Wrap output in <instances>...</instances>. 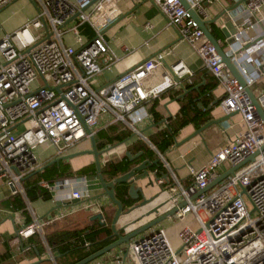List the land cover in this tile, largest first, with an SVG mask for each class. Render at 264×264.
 Instances as JSON below:
<instances>
[{
    "label": "built area",
    "instance_id": "2783aa9c",
    "mask_svg": "<svg viewBox=\"0 0 264 264\" xmlns=\"http://www.w3.org/2000/svg\"><path fill=\"white\" fill-rule=\"evenodd\" d=\"M13 1L0 0V11ZM28 1L36 11L31 19L10 33L2 32L0 25V182L14 189L12 194L23 196L22 181L41 168L36 156L39 146L50 145L55 158L62 157L81 140L95 136L100 124H124L141 136L127 116L167 89L191 84L193 78L182 62L162 71L163 57L156 55L94 88L92 79L119 61L103 38L119 15L115 1ZM149 1L214 77L224 92L219 103L222 112L237 114L243 129L216 150L205 166L190 168L187 185L180 182L164 155L155 151L167 174L160 192L164 213L177 209L165 220L167 225L133 239L110 264H123V254L128 251L134 264H264V124L243 87L179 0ZM213 1L186 0L204 21L208 18L204 5ZM231 1L244 2L237 12L246 16H230L233 42L228 44L226 38L222 49L234 65L242 61L254 65L257 76L244 77L251 89L264 76V37H250L248 32L260 24L264 0ZM83 24L93 33L88 41L78 31ZM156 71L162 72L160 82L145 87V80ZM254 95L264 111V90ZM249 156H253L251 161L217 182L223 165L229 171ZM38 185L50 193L52 202L62 197H88L85 176L40 181ZM16 235L21 240L38 235L46 258L56 264L40 221L33 218ZM89 264L102 263L96 259Z\"/></svg>",
    "mask_w": 264,
    "mask_h": 264
},
{
    "label": "crops",
    "instance_id": "0c3cea01",
    "mask_svg": "<svg viewBox=\"0 0 264 264\" xmlns=\"http://www.w3.org/2000/svg\"><path fill=\"white\" fill-rule=\"evenodd\" d=\"M114 1L119 10V15L115 22L105 30L103 38L110 53L119 61L109 70H105L93 78L95 88L105 86L141 62L156 55H162L163 57L162 71L169 66L182 62L193 72V78L191 84L185 83L183 88L171 87L162 92L157 98L142 103L127 116V122L138 130L141 136L134 134L130 127L124 124L118 123L110 126L100 124L96 129V133L103 130L108 137L128 133L123 139L104 145L103 149L97 150L102 152L99 156L101 168L109 162L121 161L126 157V153L134 156V152L131 151L138 143L144 144L151 151V157L144 155L142 151L138 152L137 154H142L138 157H141V159L136 165L144 161L153 162L158 160L155 152H158V150L151 141L154 138L156 139L157 134L160 132L166 134V140H171L170 146L163 153L164 158L180 182L187 185L190 182L188 175L190 168L197 170L205 166L216 150L227 145L237 133L242 131L243 126L240 117L237 114L227 116L222 112L219 106L224 94L222 88L217 84L214 77L203 68L201 60L191 46L182 40L175 30L166 26L164 18L149 0ZM8 7L13 10L7 11ZM17 7L18 4L13 1L6 9L0 11L2 32L10 33L16 30L35 15V13H28L20 19L15 17L12 19V12ZM232 7H235V9L231 13L228 12ZM204 8L208 17L205 21L216 20L215 23L209 25V30L211 27L217 29L221 36L218 43L221 47H225L227 45L225 43L226 38L221 29L227 25L228 32H232V24L226 22L228 15L229 17L234 14L241 15L239 17L246 16L244 12L241 14L237 12L244 8V2L234 3L231 0H214L211 4H205ZM14 15H16V12ZM259 18L261 21L257 28L248 32L250 37H264V7ZM9 22L14 24H9ZM78 31L84 41H88L93 37L91 29L86 24L79 26ZM69 42L72 44L73 40H69ZM124 48L130 53H127ZM257 56L259 55L257 54ZM237 67L243 77H255L257 74L254 65L248 64L246 61L237 63ZM161 73V71L154 72L148 80H145V87L158 84L161 80ZM251 90L256 95L264 90V76L257 79ZM184 105L186 115L189 118H195L196 121L189 122L174 134L169 124H176V118L181 116L180 109ZM152 112L160 116V121H154ZM212 120H220V122L206 127L200 134L193 136L184 144L175 145V143L195 134L198 129ZM199 122L200 125L197 126ZM38 148L36 149V156L41 167L55 159L52 146L42 145ZM90 149V140L83 139L67 154L84 152ZM60 162L67 163L71 171L76 172L84 167L94 165V158L91 154H83ZM155 167L157 166L152 165L149 167L148 174L135 181V186L141 189L144 198L151 200L150 203L123 216L118 227L133 220L135 224L131 228L135 229L164 214L165 204L162 203L160 192L163 184L167 181V174L155 172ZM228 169L229 167L226 164L223 165L219 169V174H225ZM121 175L118 174L116 177ZM83 176L86 177L88 184L87 198L78 200V202L67 197H62L54 202L51 199H37L29 202L25 195L21 194L26 204L24 211H14L10 206H7V202L11 200L14 194L3 182H0V244L7 239L17 237V231L26 224L31 223L33 218L41 222L44 236L57 232L85 229L94 221H98L96 218L98 215L102 216L101 222H104L105 219L107 221L112 219L116 206L110 202L107 196L103 195V189L99 184L97 175ZM139 202H141V198L134 205ZM27 220H29L28 223H26ZM166 223L165 221L162 222L142 233L139 237L149 235L152 231L167 225ZM20 240V238L15 239L10 244V252L13 254L10 263L33 264L38 262L36 258L19 259L20 253L17 252V249L21 245V241H26ZM39 259L48 260L45 250ZM43 264H51V262Z\"/></svg>",
    "mask_w": 264,
    "mask_h": 264
},
{
    "label": "trees",
    "instance_id": "16d2710c",
    "mask_svg": "<svg viewBox=\"0 0 264 264\" xmlns=\"http://www.w3.org/2000/svg\"><path fill=\"white\" fill-rule=\"evenodd\" d=\"M210 32L217 41L221 39V36L216 28L211 27ZM180 111L181 116L176 118V124H169V127L174 134L178 131V129L182 128L189 122L196 121L195 118H189L186 115L185 105L181 107ZM152 115L155 122L160 121V116L157 113L152 112ZM199 125L200 122L197 123V126ZM126 135H128V133H123L116 137H108L106 132L101 130L94 136L96 148L97 150H101L104 148V145L112 144L114 141L121 140ZM165 136V133L159 132L156 136V139L154 138L151 141V143L161 154H163L171 144V140H166L167 136ZM140 151L144 152V155L151 157V151L142 143H138V145H136L131 152H134L135 155ZM140 159L141 157L130 162L126 157H124L119 162H109L101 168L102 177L106 182H110L114 180L118 174L123 175L129 172L134 166H136ZM155 169L159 173L164 172L161 164L155 167ZM89 174H96L95 165L84 167L76 172H72L70 166L67 163L59 162L45 167L39 173L31 174L22 181L21 186L23 188L24 195L29 202L35 201L37 199L49 200L51 199V195L49 192L39 187L38 183L40 181L53 183L65 178ZM128 190L129 186L126 184H118L115 185L114 188L115 198L122 204L123 211H126L128 208L130 209L134 203H136V201L130 200L128 196ZM7 206H10L14 211H24L26 209L25 201L20 193L14 194V196L11 197V200L7 202ZM97 220L99 221H97L98 223L94 221L93 224L82 230L63 231L44 236L45 242L50 248L51 252L54 254L57 264H76L117 239L113 235L110 228L112 219H109V221L105 219L104 222H101L100 219ZM28 222L29 220L26 221V223ZM120 234L123 235V232H120ZM18 238V236L15 238H10L0 244L2 248L0 251V264H11L10 260L13 254L10 252L9 247L12 241ZM85 244H88V246ZM44 250L45 247L41 238L38 235H33L26 241H21V245L18 247L17 252L20 253L19 259L36 258V260L39 261V264H43L49 262L48 260L39 259L42 256Z\"/></svg>",
    "mask_w": 264,
    "mask_h": 264
},
{
    "label": "water",
    "instance_id": "95a60500",
    "mask_svg": "<svg viewBox=\"0 0 264 264\" xmlns=\"http://www.w3.org/2000/svg\"><path fill=\"white\" fill-rule=\"evenodd\" d=\"M179 2L183 6V8L185 10H187V12L189 13L190 17L194 21L197 22V24L199 26V29L203 32L205 38L213 45V47L215 48L217 54L219 55V57L221 59V62L229 70L230 74L243 87L244 91L246 92V94L248 95V97H249V99L251 101V104L255 107L257 118L260 119L262 121V123L264 124V111L259 106L254 93L252 92L250 87L247 86L244 77L241 75V73L238 70V67L236 65H234V63L231 61V58L228 57L225 54V52H223L222 47L220 46L218 41L213 37V35L211 34V32L209 30V25L215 23L216 20L215 21L214 20L204 21L193 10H191L189 8V5L186 2V0H179ZM234 9H235V7H232V8H230L228 10V12L231 13ZM226 22H229L231 24L229 15L226 18ZM221 32L223 33L225 38L228 39V44H231L233 42L231 40V38H230L231 35L234 33L233 26H232V32L231 33L228 32V26L227 25L223 29H221ZM57 91H58V89H57ZM227 116H229V115H227ZM219 122H220V120L209 121L204 126H202L200 129H198L195 132V134H192L191 136H189L185 140H182L181 142L175 143V145L176 146H180V145L184 144L186 141L190 140L193 136H195L197 134H200V132L202 130H204L206 127H208V126H210L212 124H218ZM85 131L88 134L91 133L90 130L87 127H85ZM90 144H91V149L90 150L84 151V152L82 151V152L74 153V154H67L65 156L55 158V159H53L49 163L45 164L44 166H42L41 168H39L37 171H35L33 173V174L39 173L45 167H47L49 165L56 164V163H59L60 161L68 160V159H71L73 157L80 156V155H83V154H91L93 156V158H94V165H95V169H96V175H97L99 184H100V186L103 189V195L107 196V198L110 200V202L113 205L116 206V211H115L114 216L112 218L110 228H111V231H112L113 235L117 239L114 242H112L111 244L105 246L104 248L98 250L97 252L91 254L90 256H88L87 258L83 259L82 261H80V262H78L76 264H89V263L93 262L94 260L100 258L101 256L105 255L106 253H109L110 251H112V250H114V249H116V248H118V247H120L122 245L128 246L130 244L131 240L136 239L142 233H144L147 230H149V229H151L153 227H156L159 224H161L162 222H164L167 218L172 216L175 213L176 209H177V208H173L172 210H170V211H168V212H166V213H164L162 215H159V216L155 217L153 220L147 222L146 224H144L142 226H138L135 229L131 228L135 224V221H133V220H131L130 222L124 223L121 227H118V224H119V222H120V220L122 219L123 216L127 215L128 213L132 212L135 209H138V208L143 207L146 204L150 203L151 200L144 198L143 195H142L141 189L135 186V181L140 179L143 176H146L148 174V171H147L148 168L151 167L152 165L158 166L159 159L158 160H154L153 162L144 161V162L134 166L129 172H127V173H125V174H123L121 176L116 177L114 180H112L110 182H106L104 180V178L102 177L101 165H100V161H99V156L101 155L102 152L101 151H97L94 136L90 137ZM141 154L142 153H139V154L134 155V156H130L129 153H126V157H127V159L130 162H132V161H135ZM252 159H253V156H249L248 158L243 160L241 163H239L237 166L232 167L228 172H226L225 174L220 175L218 180H217V182H221L228 175L233 174L234 171H236L238 168L243 166L246 162L251 161ZM118 184H126V185H128L129 186V190H128L129 198L131 200H133V201H138L139 198H141V202L135 204L129 210L123 211L122 204L115 198V194H114L115 185H118ZM13 190L14 189H11V191H13ZM75 202H78V200H76ZM97 219H102V216L98 215ZM120 232H123V235H121ZM126 257H127V254L124 253L123 254V264H126L125 263ZM33 264H39V261L36 262V263H33Z\"/></svg>",
    "mask_w": 264,
    "mask_h": 264
},
{
    "label": "rangeland",
    "instance_id": "374dc122",
    "mask_svg": "<svg viewBox=\"0 0 264 264\" xmlns=\"http://www.w3.org/2000/svg\"><path fill=\"white\" fill-rule=\"evenodd\" d=\"M15 1H16V4H18V7L16 8L15 11L12 12L13 13L12 19H13V17L20 19L21 17H24L28 13H36L34 7L32 6V4L28 0H15ZM8 10L12 11L13 9L10 10V7H8L7 11ZM15 12H16V15H14ZM13 21L15 22V20H13ZM9 24H14V23L9 22ZM5 33H7V32H5ZM65 37L67 38L68 36L66 35ZM93 80L94 79H92V81H91V85L94 87L95 81H93ZM19 129H21V128H19ZM38 150H40V148H38ZM132 242H133V240H131L130 243H132ZM126 247H127L126 245H122V246L110 251L109 253H106L105 255L101 256L97 260H99L102 264H110V262L115 258V256L119 252H121V251L125 252L126 251ZM51 264H52V262H51ZM126 264H134V259L132 258L130 251H128V253H127Z\"/></svg>",
    "mask_w": 264,
    "mask_h": 264
}]
</instances>
